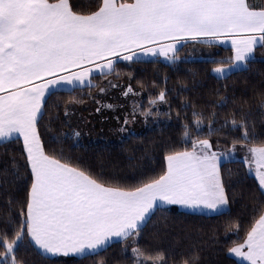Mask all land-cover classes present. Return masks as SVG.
I'll return each mask as SVG.
<instances>
[{"label": "snow or ice", "instance_id": "6c2138e0", "mask_svg": "<svg viewBox=\"0 0 264 264\" xmlns=\"http://www.w3.org/2000/svg\"><path fill=\"white\" fill-rule=\"evenodd\" d=\"M221 42H230L232 54L213 59L210 71L227 77L246 68L256 49H264V0H89L87 8L78 0H0V140L17 141L25 169L23 195H9L0 206V264H33L21 254L27 248L59 264L64 257L106 251L116 242L123 244L124 256L116 264H168L165 252L140 245L147 222L169 205L198 213L230 212L235 193L229 194L222 162L238 148L245 151L242 163L250 172L255 169L261 199L252 205L253 219L242 236L239 222H228L237 239L227 252L241 258L240 264H264V139L259 138L264 132L255 130L248 98L232 101L234 110L219 127L215 111L205 116L196 105L182 102L180 108L192 111L190 118L184 113L181 141H162L158 169L137 164L124 174L77 162L55 146L58 137L45 138L42 123L49 96L78 88L89 91L64 101L66 118L86 103L85 96L100 105L97 113L113 108L96 97L121 88L124 97H133L121 132L138 118L159 120V105L168 102L169 90L157 91L152 81L155 94L145 106L135 97L149 86L136 80L137 92L134 74L118 65L160 57L175 64L184 44ZM113 74L115 79H109ZM97 76L101 83L93 79ZM257 95L256 108L264 117V88ZM228 102L221 97L215 103L224 107ZM163 115L170 119L171 111ZM175 115L179 120V109ZM229 139L231 146L221 150V140ZM198 261L199 252L190 248L174 250L171 264Z\"/></svg>", "mask_w": 264, "mask_h": 264}, {"label": "trees", "instance_id": "16d2710c", "mask_svg": "<svg viewBox=\"0 0 264 264\" xmlns=\"http://www.w3.org/2000/svg\"><path fill=\"white\" fill-rule=\"evenodd\" d=\"M82 7L89 6V0H78ZM262 2V0H254ZM181 59L171 64L160 57L156 60L147 59L144 62H122L118 67L123 73L132 72L135 79L131 82L139 92L136 80L147 83L140 96L135 97L147 105L149 95H154L152 81L156 82V90L166 87L168 102H161L159 120L138 118L130 122L128 131L121 132L123 115L132 108L133 97H124L121 88L110 89L102 97H96L103 104L111 103L114 107L109 109L102 107L99 113L94 109L100 105L93 102L91 97L85 96L86 103L77 105L75 112L70 117L63 115V105L70 95L88 92L87 88L76 89L75 93L55 92L48 98V108L44 113L43 124L47 125L46 136L58 137L57 148H62L65 154L71 156L77 162L93 166L105 171H118L122 174L131 170L137 164L150 163L159 168L162 141H181V123L185 119L184 113L191 117V108H180L182 102L188 101L196 105L197 110H202L205 116L215 111L218 114L216 126L219 127L224 118L234 110L232 101H238L241 97L249 99L255 122L257 134L264 132V117L257 111L255 98L258 92L264 88V49L257 48L255 59L239 71H234L227 77H219L210 69L214 67L213 59L228 57L230 47L218 44L208 46L203 44L187 43L179 49ZM227 63V61H224ZM101 83L99 76L93 78ZM115 79V76L109 77ZM126 84V75L122 77ZM218 90V91H217ZM93 93L96 89L91 90ZM226 97L228 103L224 107H218L216 101ZM60 107L57 108L56 105ZM171 105V109H169ZM180 110L181 117L176 118V111ZM171 111V118H166L163 113ZM121 117L117 120L116 117ZM50 121V123H49ZM205 121V131H207ZM79 131L80 135L74 133ZM231 137L232 133L229 132ZM264 139V137H259ZM231 146L230 139L221 140V150ZM242 156L237 159H228L222 162L224 180L228 186L229 194L235 193V199L231 202V211L224 215L206 214L181 210L174 206H165L163 210H157L147 222L139 243L142 247H150L153 253L165 252L163 259L171 264L174 250L186 253L193 248L199 252L198 264H240L239 259L227 252L231 240L237 239L232 229L228 228V222L238 221L239 234L242 236L253 219L252 205L261 199L258 190V182L255 176L248 170V166L242 163L245 151L237 149ZM15 157V160L13 159ZM17 169L19 175H17ZM25 169L20 145L15 139L0 142V206L9 195H23L19 191ZM226 229L228 234L226 237ZM123 244L113 243L106 251H100L91 255L64 257L59 264H100L106 260L109 264H116L117 260L124 259L121 255ZM131 245L128 248L130 254ZM22 255H27L33 264H50V262L32 248L21 249Z\"/></svg>", "mask_w": 264, "mask_h": 264}, {"label": "rangeland", "instance_id": "374dc122", "mask_svg": "<svg viewBox=\"0 0 264 264\" xmlns=\"http://www.w3.org/2000/svg\"><path fill=\"white\" fill-rule=\"evenodd\" d=\"M240 156H242V153L239 152V151H236L235 153H233L232 157H230V158H228V159H237V157H240ZM228 159H227V160H228ZM227 160H225V161H227ZM251 173L255 176V169H254V168H253V170L251 171ZM169 206H172V205H169ZM174 207H177V208H179V209H181V210L190 211V210H187V209H182V208H180L179 206H174ZM206 214H214V213L206 212ZM232 255H234V254H232ZM237 258L239 259V261H241V258H239V257H237Z\"/></svg>", "mask_w": 264, "mask_h": 264}, {"label": "crops", "instance_id": "0c3cea01", "mask_svg": "<svg viewBox=\"0 0 264 264\" xmlns=\"http://www.w3.org/2000/svg\"><path fill=\"white\" fill-rule=\"evenodd\" d=\"M218 45H221V46H224V47H230V42H227V43H225V42H221V43H218ZM231 48V47H230ZM149 59H151V58H149ZM215 75H217V74H215ZM14 139V138H13ZM4 141H7V140H0V142H4ZM215 214V213H214ZM74 256H77V255H74Z\"/></svg>", "mask_w": 264, "mask_h": 264}]
</instances>
